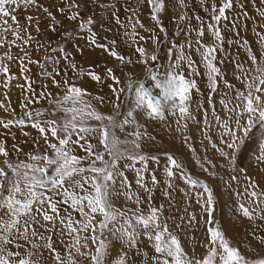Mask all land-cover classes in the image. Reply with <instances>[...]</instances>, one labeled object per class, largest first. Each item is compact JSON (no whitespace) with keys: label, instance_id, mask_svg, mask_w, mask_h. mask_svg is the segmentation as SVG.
I'll list each match as a JSON object with an SVG mask.
<instances>
[{"label":"rangeland","instance_id":"obj_1","mask_svg":"<svg viewBox=\"0 0 264 264\" xmlns=\"http://www.w3.org/2000/svg\"><path fill=\"white\" fill-rule=\"evenodd\" d=\"M75 2L81 6L79 8V20L86 21L89 17H92L94 26L90 27L96 32L98 43L108 44L110 50L106 51L98 47L89 48L86 46L88 43L87 30L81 31L79 29V20L73 22L66 19L67 15H71L78 9L73 7L70 11L61 13L58 9L65 8V3L62 0H34L32 4H26L25 0H14L13 3L5 6L7 15L0 13V148L8 153L7 157L0 153V169H3L6 174L0 175V182H3L5 187L4 194H8L9 180H20L21 187H24L23 173L25 169L22 166H17L21 164V161L25 164L30 163L29 155L36 154L37 150L40 154L45 153V136L48 138V143L57 142L56 138L51 137L48 126L43 122L59 119V116L52 115V107L49 105L48 100L65 94L66 90L63 83L65 78L69 83H75L76 86L79 84L80 88L87 93L85 99L91 100L94 105H97L101 113L106 116L114 115L111 104L99 105V102L94 100L93 97H106L115 101V96L110 91L109 85L126 88L129 81H142L146 87L152 88L154 95H158L160 89L155 87V81H152L150 76L146 74V69L150 66V63L145 64L144 60L150 62L149 54L151 50H154L155 54L159 55L160 62L164 63L169 60L167 49L172 48L173 53L170 59L175 61L176 56L180 54L179 46L185 45L184 54L191 56L196 69L199 71L198 76H189L187 64L183 65L186 78L195 79L197 87L200 89L199 93L195 90L191 92L192 100L189 111L193 119L180 118L178 109L173 115L167 110L168 105H164L163 102L162 105L165 107L163 121L159 118L150 119L145 112L136 113L141 130L156 138L154 143L142 142L139 150L130 142L123 143V141L133 139L132 135H126V133L135 132L137 130L135 126L126 127L123 132L119 128L115 129L116 137L122 142L117 146L119 152L126 155H148L158 158L149 160L147 171L141 173L144 183L153 189L151 202H149L148 194L137 185L136 172L130 168H125V164L132 162L121 159L118 161V169L123 171L127 177V181L131 185V191L141 197L142 203L139 208L144 214L148 213L150 207L164 205L163 219L167 222L169 229L178 235L182 248L189 257L202 261L208 256L211 247H213L208 229L218 225L230 246L237 248L246 259L249 261L264 259V244H261L259 239L264 237V219H260V215H264V213L257 215L256 212H253L252 218H248L244 217L242 212L237 211L240 203L249 206L250 200L244 190L252 185L253 181H256L258 186L249 187V192L264 193V121L257 119L255 115L244 113L241 108H237L238 115H236V118L241 120L240 126H237L233 114H230L220 103L222 99L234 101L236 90L246 92L245 81L237 79L241 71L235 67L237 63L242 64L245 68L252 69L256 63L250 60L253 54L259 57L260 62H264V45H261L259 39L260 34H264V0H243V8L240 7L241 0H235L234 9L230 12L226 10L228 20L221 22V31L224 36L223 51L218 50L215 53L216 60L214 61L216 66L221 69L222 78H218V89L214 93L211 92L208 86L207 69L202 63L200 54L195 51L196 32L190 31V28L198 29L202 24L205 29L202 37L203 44L207 46L214 44V37L208 31V25L215 23L212 19L213 13L211 10L213 0H205L203 6H201V3L194 5L192 0H185V5H181L179 0H165L167 8L159 16L160 25L151 19V6L147 3V0H96L98 5L105 7L90 6L91 0H75ZM214 2L219 7L222 0H214ZM67 3L71 4L73 0H67ZM112 6H114L116 15L120 18L122 24H117L115 18L112 17ZM45 8L53 14L55 20L48 16V13L44 11ZM132 10H135V15H133ZM129 17H132L133 23L138 19L140 24L143 25V27L136 26L137 36L134 38L125 35L126 32L132 31L131 27L128 26ZM181 17H186V19ZM196 17L200 19L197 20ZM100 21L103 23L101 24ZM233 22L236 26L234 30ZM50 25L54 26L56 30L52 31ZM161 26L165 31H161ZM67 33L72 34V39H68ZM81 36L84 38L82 39ZM140 37H143V39H140ZM152 37H155V39H152ZM189 38L192 41L191 48L186 46ZM133 39L135 43H133ZM157 42H159V46ZM60 46H63L64 52L59 50ZM138 47H143L146 50L143 56L135 52ZM53 49H56V51H53ZM90 50H103L104 56L107 55L114 61L112 62L111 59L109 61V57L102 61L94 59V64L93 60L86 61L91 60ZM111 50L117 51L118 56L123 55L126 60L138 57L136 66H129L127 69L122 70L121 62H118L120 60L110 55ZM65 53L71 54L70 59L76 63L77 70L74 71L68 67L69 61L63 59ZM98 55L101 56V54ZM47 57L59 59V64H54L46 59ZM5 68L8 69L7 72L4 71ZM109 68L113 70V75L121 82L119 85L112 78L106 77V69ZM45 71L52 75H45ZM163 71V69H159L158 78H164ZM56 72H59V75H56ZM89 72L101 76L104 83L93 80L87 74ZM65 73H67L66 77ZM53 76L59 82V87L53 84ZM224 80L234 85V88H227L223 83ZM29 87L31 91H29ZM41 92L46 95L50 93L51 95L47 99H36L35 97H39ZM33 94H35V97ZM27 98H32L33 102L28 103ZM22 105H26V107H22ZM232 106H234V103L230 105V107ZM133 107L134 105H128L123 111L126 112ZM36 110H40L44 114L40 117L33 116L31 120L24 115L25 112H35ZM59 115L62 116L63 113ZM216 117L220 118L219 121L215 119ZM21 118L25 120L23 125L17 123ZM37 119L45 128L44 133L33 126ZM122 119V116L117 117V124ZM249 119L252 121L250 126H248ZM9 121H12V123H8ZM177 121L181 125L187 124L188 128L184 132L190 130V127L194 129L203 128L205 132L198 141L207 147L204 149V156L196 151L194 153L184 152L181 149L182 147L178 146V144L187 145L191 135L188 131L182 132L180 139L179 137L177 139L176 135L173 134V129L177 128ZM90 123L96 124L97 122L93 120ZM5 124H8V126L5 127ZM225 125H227V129ZM246 126L247 131L245 132ZM228 131H233L237 136L243 137L240 141V148L234 152V158L231 159L221 155V150L224 152L231 151L226 147V143L230 142L231 139ZM90 142L93 145L98 143L96 139ZM189 147L195 148V144L193 146L189 145ZM47 152L51 154L52 150L47 148ZM74 154L77 156L85 155L80 149H77ZM168 154L181 162L193 178L205 181L213 189L216 224L206 223L208 216L203 200L198 203L196 190L189 189L183 180L176 179L175 189H167L165 166L168 164L166 158ZM197 157L204 163V167L209 169L208 172H205L197 163ZM104 159L109 160L110 157L105 155ZM207 161H211V163L209 164ZM9 163L16 169L15 173L12 168L8 167ZM82 166L87 167V164ZM136 167L143 168L144 166L137 163ZM153 174L156 180L159 181L154 188L152 183ZM84 175L89 176L92 174L86 172ZM233 177H236V179H233ZM116 187L119 188V183ZM166 189L170 192L171 199L163 194ZM181 189H184V191H181ZM199 190L202 191V188ZM112 199L115 208L121 210L128 208L133 211L137 209L135 203L126 201L123 196L113 197ZM256 199L259 203V198ZM260 207L264 208V204ZM128 214L131 215L132 213ZM188 214H191L193 219L189 220ZM0 215H3V213L0 212ZM61 215H64L63 211H61ZM73 215L76 219H82L76 212H73ZM4 219L7 220L8 217L5 216ZM102 219L103 217L97 214L94 222L98 224ZM178 224L181 225L179 229L176 228ZM41 232L45 236L53 235L44 232L43 229H41ZM90 234V231L79 233L81 245L87 243L88 246L81 247V252L87 253L86 256L77 254L72 250L76 264H94L91 256L95 254V248L98 244H92L90 240L85 241L83 239ZM53 239L59 240V237L53 235ZM64 239L68 243H73L72 237L67 234ZM109 239L111 238L109 237ZM141 241L144 246L143 250L149 255H153L154 248L146 238L142 236ZM33 242L44 243L39 239H35ZM55 248L61 259L66 261L69 250L60 244L55 245ZM121 248L120 242L114 243L110 257L105 260V264H113V260L121 255ZM9 250L12 252L19 251L23 258H27V252L31 250L36 252V255L31 259L38 261V264H58L55 260L56 253H50L49 250L44 248L37 251L32 248L31 243H25L24 248L19 250L15 245H10ZM144 259H147V257H144ZM215 264H220L218 258Z\"/></svg>","mask_w":264,"mask_h":264},{"label":"snow or ice","instance_id":"obj_2","mask_svg":"<svg viewBox=\"0 0 264 264\" xmlns=\"http://www.w3.org/2000/svg\"><path fill=\"white\" fill-rule=\"evenodd\" d=\"M14 0H0V13L7 15L5 6L13 3ZM65 3V8L58 9L61 13L70 11L71 8L76 7L78 10L71 15H67L66 19L76 22L79 20L80 5L67 3V0H62ZM26 4L34 3V0H25ZM150 7V16L153 21L160 25L159 16L166 11L165 0H147ZM181 5H185V0H179ZM205 0H201L203 6ZM93 7H105L98 5L96 0H91ZM235 6V0H222L219 7L212 2L211 10L213 13L212 19L215 23L208 25L214 37V44L212 46L204 45L202 37L204 36V27L201 24L199 28H190V31L196 32L197 39L195 41V51L201 56L202 63L207 69L208 86L211 92L218 89L219 79L221 77V69L216 66L215 53L223 51L224 36L221 31V22L227 21V11H232ZM112 17L115 18L117 24H122L120 18L116 15L114 10ZM240 7L243 8V0H241ZM48 16L55 20L53 14L47 9H44ZM135 15V10H132ZM186 19V17H181ZM29 19H31L29 17ZM129 27L131 32H126L125 35L129 37H136V26L140 24L137 19L135 23L132 22V17H129ZM199 20V17H196ZM101 24L103 23L100 21ZM59 23V22H57ZM94 20L89 17L86 21L79 20V29L81 31L87 30L89 48L98 47L106 51L110 50V46L105 43H98L97 34L93 31ZM123 26V25H122ZM233 22V30L235 29ZM52 31L56 28L50 25ZM161 31L165 29L161 26ZM68 39H72V34H66ZM83 39L84 37L81 36ZM31 39V37H30ZM143 39V37H140ZM155 39V37H152ZM261 45H264V34L259 36ZM27 43V41H25ZM115 43L114 41L112 42ZM133 43L135 40L133 39ZM158 46H159V42ZM246 43V42H245ZM187 47H192V41L189 38ZM185 45H180V54L176 56L175 61L170 58L173 49H167L169 60L164 63L160 62L158 54H153L149 60H144L145 64L150 66L146 69V74L150 76L152 81H155V87L160 89L158 95L153 94L152 88L146 87L142 81H129L126 88L113 87L109 85L110 91L115 96V101L106 97H93L99 102V105L111 104L113 106L114 115H104L100 112L99 107L94 105L91 100L85 99L87 95L85 90L76 86L75 83H69L67 78L64 79L65 94L60 97H53L48 100L52 107V115L59 116V119H51L43 123L48 126L51 137L56 138L55 143H48L47 136L44 137L46 143V151L40 154L37 150L36 154H30V163L21 164L25 171L23 173V185L21 187L20 180H9L7 188V195H5V187L3 182H0V264H38V261L31 259L36 252L28 250L27 258L21 257L19 251L12 252L9 250L10 245H15L19 250L24 248L25 243H31L32 248L39 251L41 248L49 250L50 253L55 254V260L58 264H76L72 250L82 256L87 253L81 252V247H87L88 244L81 245V236L79 233L91 232L89 236L84 237L85 241H91L92 244H98L95 248V254L91 256L94 264H105V260L110 257V253L114 243L120 242L122 245L121 255L113 260V264H215L216 259H219L220 264H264V259H254L249 261L246 259L235 247H231L228 240L225 238L223 231L217 225L209 227L208 231L211 237V247L208 256L202 261L193 257H189L182 248L181 241L167 225L163 219L164 205L159 207H150L147 214L139 208L142 203L141 197L131 191V185L127 181V177L123 171L118 169V161L121 159L130 160L132 163L125 164V168H130L136 172L137 185L148 194L149 202L152 199V188H149L143 181L141 173L147 171V164L149 160H156L157 157H150L148 155H126L118 151V144L122 143L115 135V129L119 128L124 131L126 127L135 126L137 129L133 133H126L132 135L131 141H123V143H132L137 150L140 149L142 142H155V137L141 130V126L137 121L138 112H145L148 118H159L164 120L165 107L167 110L175 115L178 109L181 118L190 120L193 119L189 111L190 102L192 100L191 92L195 90L199 93L200 89L197 87L195 79L186 78L183 65L186 63L189 76H198L199 71L195 67L190 55L184 54ZM59 50L64 52L63 46ZM56 51V49H53ZM82 51V49H81ZM143 56L146 50L143 47L135 49ZM110 55L118 58L121 62L122 70L129 66L135 67L137 63L136 58L125 59L123 55L118 56L117 51L111 50ZM71 54L65 53L63 59L69 61L68 67L77 70V65L70 59ZM46 59L52 61L54 64H59V59L55 57H47ZM250 60L256 62L252 69L245 68L242 64L237 63L236 68L240 69V75L237 79L245 81V91L236 90V95L233 100L222 99L221 105L230 113L233 114V119L237 126H240L241 120L236 118L237 108H241L244 113L257 116V119L264 121V62H260L259 57L253 54ZM159 69H163V79L158 78ZM8 71L7 68L4 69ZM45 75L52 74L45 71ZM83 74V73H82ZM91 78L99 83H104V79L92 72L87 73ZM59 75V72H56ZM106 77L112 78L117 85L121 83L114 75L112 69H106ZM67 73H65V77ZM53 84L60 86L59 82L52 77ZM224 85L231 89L234 88L227 80L223 81ZM138 84V86H136ZM29 91L31 88L29 87ZM51 94L41 92L36 99H47ZM134 97V99H133ZM211 98V96H210ZM28 103H32V98H27ZM234 103V106L230 107ZM128 105H134L124 112V108ZM26 107V105H22ZM47 111V110H45ZM63 113V115H59ZM44 113L40 110L35 112H25V116L32 119L33 116L40 117ZM122 116L123 119L119 124L116 118ZM219 121V117L215 118ZM96 121V124H91L90 121ZM106 121V122H105ZM8 123H12L9 121ZM18 124H25V120L21 118L17 121ZM252 123L249 119V125ZM5 127L8 124L4 125ZM33 126L41 133L45 132V128L37 119ZM187 124L181 125L177 121L176 131L183 132L187 129ZM227 129V125H225ZM111 130V137H110ZM247 126L245 127V132ZM231 138L230 142L226 143V147L231 150L224 152L221 150V155L234 158V152L240 148V141L243 137L237 136L234 132L228 131ZM96 139L97 145H93L90 141ZM187 139V138H185ZM47 148L52 150V153L47 152ZM80 149L85 155L77 156L74 152ZM0 153L7 157L8 153L0 148ZM105 155L109 156V160H105ZM168 164L165 166V183L167 189H175V180H183L189 189L196 190L197 202L203 200L205 211L208 216L207 224H216L214 219L215 201L213 189L202 180L193 178V176L186 171L184 165L177 161L171 154L167 155ZM8 163L7 161H5ZM137 163L143 165V168H137ZM197 163L205 172L209 169L204 167V163L197 157ZM211 163V161H207ZM87 164V167L82 165ZM100 166H97V165ZM9 168H12L15 173L16 169L9 163ZM92 175L85 176V173ZM0 175H6L3 169H0ZM215 175V173H213ZM236 179V177H233ZM119 183V188L116 187ZM153 188L159 183L155 175H152ZM258 186L256 181L252 185L245 188L250 204L245 206L240 203L237 207L238 212H242L244 217L252 218L253 212L257 215L264 213V208L260 205L264 204V193L257 191L249 192V187ZM202 188V191L199 189ZM164 191V195L171 199V194L168 190ZM184 191V189H181ZM187 195V192L185 193ZM123 196L126 201H131L137 205V209L125 208L123 210L115 208L113 205V197ZM259 198V203L257 199ZM67 206V207H66ZM61 211L64 215H61ZM187 211V209H185ZM73 212L79 214L82 219H76ZM132 213L129 215L128 213ZM99 214L103 217L99 223H95V216ZM8 219L5 220L4 217ZM188 219H193L191 214H188ZM260 219H264V215H260ZM135 221V223H133ZM75 225V226H74ZM181 225H176L179 229ZM44 232L52 233L59 237V240L53 239V235L45 236ZM98 233V234H97ZM107 233V235H105ZM71 236L73 243H68L64 237ZM75 234V235H74ZM146 240L154 248V254L149 255L145 252L141 237ZM109 237L111 239H109ZM35 239L44 241L43 244L33 242ZM260 243L264 244V237H260ZM23 242V243H22ZM60 244L65 246L68 251V259L65 261L56 252L55 245ZM147 257V259H144Z\"/></svg>","mask_w":264,"mask_h":264},{"label":"bare ground","instance_id":"obj_3","mask_svg":"<svg viewBox=\"0 0 264 264\" xmlns=\"http://www.w3.org/2000/svg\"><path fill=\"white\" fill-rule=\"evenodd\" d=\"M199 1H201V0H192V3L194 4V5H198V4H200L201 2H199ZM193 8V7H192ZM147 13H148V11H147ZM87 50H88V48H87ZM103 51V50H102ZM102 51H99V50H90L89 52L92 54V56H91V60H86V61H92L93 60V64H94V59H99V60H105L106 58H108L109 56H104V54H103V52ZM98 54H101V56L100 55H98ZM107 54V53H106ZM153 54H155V51L154 50H151L150 51V54H149V56L151 57V55H153ZM110 59H111V57H109V61H110ZM98 61V60H97ZM96 61V62H97ZM111 61H112V59H111ZM114 61V60H113ZM112 61V62H113ZM95 62V63H96ZM118 62H120V61H118ZM91 64V63H90ZM92 65V64H91ZM98 65V64H97ZM95 68V67H94ZM229 70V69H228ZM228 75V74H227ZM229 76V75H228ZM93 83V82H92ZM100 85V84H99ZM225 88V87H224ZM219 92V91H218ZM219 93H221V92H219ZM223 95V94H222ZM219 97V96H218ZM207 103V102H206ZM181 118V117H180ZM183 125V124H182ZM169 128V127H168ZM188 128V127H187ZM173 129V128H172ZM190 130H187L188 131V133H190V135H191V139H188V141H187V145H185V144H183V145H179L178 144V146L179 147H182L181 149H182V151H184V152H187V153H194L195 151L197 152V153H201L203 156H204V149L205 148H207V147H205V145L202 143H200V141H198L199 140V138L200 137H202L203 136V134H204V130H203V128H193V127H190L189 128ZM168 130V129H167ZM166 131V130H165ZM187 131H185V132H187ZM184 132V131H183ZM184 132V133H185ZM233 132V131H232ZM183 133V134H184ZM173 134H175L176 135V137H177V139H178V137H179V139H180V135H182V132H180V131H176V129H173ZM165 136V135H164ZM258 138V137H257ZM170 139V138H169ZM179 141V140H178ZM173 143V142H172ZM175 143V142H174ZM176 143H177V141H176ZM195 144V148H190L189 147V145H191V146H193ZM177 146V147H178ZM208 146V145H207ZM171 148V147H170ZM180 149V150H181ZM206 155V154H205ZM168 204V203H167Z\"/></svg>","mask_w":264,"mask_h":264},{"label":"crops","instance_id":"obj_4","mask_svg":"<svg viewBox=\"0 0 264 264\" xmlns=\"http://www.w3.org/2000/svg\"><path fill=\"white\" fill-rule=\"evenodd\" d=\"M85 80H86V79H85ZM77 86H78V87H80V85H79V84H78Z\"/></svg>","mask_w":264,"mask_h":264}]
</instances>
